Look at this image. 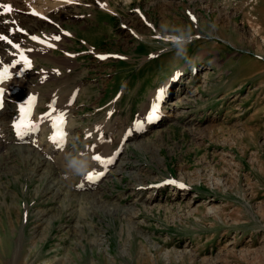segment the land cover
I'll use <instances>...</instances> for the list:
<instances>
[{
    "label": "rangeland",
    "instance_id": "rangeland-1",
    "mask_svg": "<svg viewBox=\"0 0 264 264\" xmlns=\"http://www.w3.org/2000/svg\"><path fill=\"white\" fill-rule=\"evenodd\" d=\"M0 3L16 8L2 12L14 23L4 20L15 41H0L6 62L20 48L35 58L0 83L10 84L0 108V264H264V0ZM16 21L44 42L20 35ZM168 22L192 28L186 55L162 40ZM177 71L160 121L148 125ZM21 104L38 125L34 143L12 130ZM60 112L70 118L64 150L45 158L36 142H50ZM135 121L146 123L141 149L124 137ZM71 134L89 171H100L94 155L119 149L127 167L80 190L87 175L64 167ZM168 205L169 214L157 209ZM211 205L219 211L206 214Z\"/></svg>",
    "mask_w": 264,
    "mask_h": 264
},
{
    "label": "bare ground",
    "instance_id": "bare-ground-1",
    "mask_svg": "<svg viewBox=\"0 0 264 264\" xmlns=\"http://www.w3.org/2000/svg\"><path fill=\"white\" fill-rule=\"evenodd\" d=\"M101 5H102V7H105V4L104 3H102L101 2ZM0 9H1V7H0ZM11 14H9V17L6 15V14H3L1 11H0V32H2V33H5V29H6V27L4 26V20H7V21H11ZM199 35V34H198ZM77 47V46H76ZM2 49H5V44H2V43H0V55H3V56H0V71L1 72H5V74L7 75L8 73H10L11 75L9 76V78H11V76L12 75H15L16 77L15 78H17V79H19V77L17 76V72L18 71H22V69L23 68H25L26 67V64H25V62L23 61V60H21V55L24 53V50H25V48H20V49H18V50H14V52H13V54H14V56H12V58L13 59H10L9 60V62H6V58H5V55H6V53H5V55L4 54H1V50ZM27 51H30V50H27ZM53 52L54 51H52V54H53ZM66 55H69L68 54V52L66 53ZM198 55V54H197ZM55 56H57V55H55ZM54 55H53V57H55ZM196 58H198V56H195V59ZM199 59V58H198ZM35 60V58H30V62H32V61H34ZM5 66H7V68H6V70H5ZM18 68V69H17ZM178 71H180V72H182V70L180 69V70H178ZM178 71L177 72H175L174 74L176 75L177 73H178ZM177 76V75H176ZM172 78V77H171ZM8 79V78H7ZM22 78H20V80H21ZM4 80V79H3ZM3 80L1 81V82H3ZM174 80H175V78L173 77V79L172 80H169V81H167V82H165L160 88H163L164 89V93H163V96H162V98L161 99H157V96H156V100H155V103L158 105V113L159 114H161V111H160V107H161V105L162 104H160V102L161 101H163L165 98H166V95L168 94V93H170V85H169V83L171 82V84H172V81L174 82ZM0 82V83H1ZM10 86V84L8 83V82H6V80L4 81V83H2L1 85H0V88H6V87H9ZM173 86V85H172ZM159 88V89H160ZM60 96L59 95H57L56 96V98H59ZM163 103V102H162ZM31 115L32 116H34V114H32V112H31ZM31 115H29V116H31ZM149 118V116L147 117V119ZM70 119V118H69ZM158 119V118H157ZM159 122V121H158ZM67 125V126H66ZM69 128L70 127V125H69V121H67V119L65 118V123H64V125H63V130L65 129V128ZM147 127H148V125H147ZM110 128V125L109 124H101V127L99 128V130L100 131H104V130H107V129H109ZM135 130H134V132L135 133H137V128L135 127L134 128ZM139 129H141V133H142V131L144 130L145 131V129H146V123H142V124H140V126H139ZM256 129V128H255ZM12 130H13V132H14V134H15V129H14V127L12 126ZM56 131V129H54L53 130V133ZM70 133H72L73 132V130H68ZM132 133V135H130L128 132L125 134V140H132L131 142H133L135 139H136V135L137 134H135V133ZM0 134L1 135H3V132H2V129L0 130ZM255 134V133H254ZM53 135V134H52ZM33 137H34V132H28L26 135H24L23 136V138H18V139H16L17 141H19V142H21V143H26L25 141H27V142H33L34 143V141H32V139H33ZM68 137H74L72 134L71 135H69ZM137 140V139H136ZM105 140L103 139V140H101L100 139V137H99V139H98V142H104ZM39 146H41V145H43L44 147H45V149L43 150V152H44V155H45V158H49V157H51L52 156V154H56L57 152H59V151H63L64 150V147H62V148H57L56 147V145H55V143L52 141V140H50V142L48 143V144H46V143H42V140H39L38 142H36ZM133 146L134 147H139L140 146V144H138L136 141H134L133 143ZM24 148H27V147H25L24 146ZM140 148V147H139ZM142 148V147H141ZM140 148V149H141ZM121 150L119 149L118 151H116L115 153H113V155H111L112 157H113V160L112 161H114L113 163H109V164H99L98 162H94V163H92V167H99V169H100V171L99 172H102L103 173V177H100L99 176V178L98 179H95V180H92V181H89L87 178H83L82 180H80V182L78 183V185H80V186H78V188L80 189V190H82V191H85V189H88V188H90V189H95V186H97L98 185V182L100 181V180H103L105 177H107L109 174H111L112 172H116V173H121V171L124 169V167H127V162L125 163L124 162V160H125V153H124V151H123V154L121 155ZM23 153V152H22ZM37 155V154H36ZM38 157H39V159L40 158H42L41 157V155H39L38 154ZM43 159H44V157H43ZM130 159V158H129ZM128 160V159H127ZM130 162V161H129ZM16 164V163H15ZM130 165V164H129ZM134 166V165H133ZM12 167V166H11ZM48 167V166H47ZM34 169V168H33ZM132 173V172H131ZM134 175V174H133ZM132 178V177H131ZM135 179V178H134ZM100 183V182H99ZM153 184H154V182H152ZM142 184V181H138L134 186V188L133 189H138V190H140V189H142L143 188V185H141ZM146 186V185H145ZM60 189V188H59ZM78 191V190H77ZM138 192V191H137ZM80 193V192H79ZM90 193V192H89ZM104 193V192H103ZM87 194H88V191H87ZM99 194V193H98ZM100 194H102V193H100ZM81 195V194H80ZM85 195H86V193H85ZM92 195V194H91ZM87 196H89V195H87ZM92 196H94V195H92ZM99 196V195H98ZM103 196V195H102ZM100 197V196H99ZM82 198V197H81ZM80 198V199H81ZM96 197H94V199H95ZM74 199V198H73ZM79 199V200H80ZM89 199H91V198H89ZM71 200V199H70ZM82 200V199H81ZM86 200V199H85ZM84 200V201H85ZM81 202V201H80ZM222 208V207H221ZM155 210V208H151V209H148V210H150V211H152V210ZM158 210H159V212L161 213V210L163 209V213L164 214H169V213H171V211H172V207L170 206V205H168V206H162V207H159V208H157ZM196 211H198V209H196ZM195 211V212H196ZM219 211V210H218ZM218 211H216V207L214 206V205H211V206H208L207 208H206V214H208V213H212V212H218ZM133 213H135V211L133 212ZM144 213V212H143ZM156 213V212H155ZM189 213H192L191 211L189 212ZM162 214V213H161ZM193 214V213H192ZM133 216V215H132ZM162 217V216H161ZM258 227V226H257ZM167 242V241H166ZM251 244V243H250ZM254 253V252H253ZM190 254V253H189ZM258 255V254H257ZM182 257H184V256H182ZM208 260V259H207ZM211 260H212V258H211ZM171 261V260H170Z\"/></svg>",
    "mask_w": 264,
    "mask_h": 264
},
{
    "label": "snow or ice",
    "instance_id": "snow-or-ice-1",
    "mask_svg": "<svg viewBox=\"0 0 264 264\" xmlns=\"http://www.w3.org/2000/svg\"><path fill=\"white\" fill-rule=\"evenodd\" d=\"M11 10L12 9H11L10 5H3V11L4 12H10ZM193 19H195V18L193 17ZM9 30L11 31V29H9ZM32 39L33 40H40L41 38L34 35V36H32ZM55 39H59V37H55ZM0 41H7L8 44L13 43V41L6 34H3V33H0ZM15 47L19 48V45L16 44ZM20 58H21V60H23L25 62L27 67L31 66V62L26 55L22 54ZM101 58H104V57L102 56ZM6 68H7V66H5V70H6ZM53 71H57V70L54 69ZM10 75H11L10 73H8L6 75L5 72H0V80L7 79V78H9ZM163 93H164V89L160 88L156 93L157 99H161L163 96ZM34 100H35L34 96L28 97L29 102H34ZM3 104H4V90L2 88H0V108L3 107ZM20 110H21L22 116L18 121L13 122V127L15 128L16 136L23 138V136L26 135L28 132L37 130L38 125L33 123L28 118L29 114H30V107L22 104L20 106ZM110 114L111 113H109V115ZM154 118H158V105L155 102H153L151 111L149 112V119H154ZM64 123H65V118H64L63 112H60L59 114L54 116L53 128L56 129V131L53 133V135H51L49 137V139L55 143L57 148H62V147H64V144H65L66 133L63 130ZM140 124H141L140 121H135L133 124V127H136L137 129H139ZM97 127H99V126H97ZM128 131L131 132L132 129L130 128ZM88 134L91 135V133H88ZM100 139L101 140L104 139L103 134H101ZM93 147H95V146L93 145ZM92 160L94 162H98L99 164H109L112 162L113 157L112 156L105 157V156H102L100 154H96L92 157ZM101 175H103L102 172L89 171L87 173L86 178L89 181H92V180L98 179L99 176H101ZM170 182L171 183H178L177 181H174V180L170 181ZM78 186H80V185H78ZM180 186L184 187L185 185H183L181 183Z\"/></svg>",
    "mask_w": 264,
    "mask_h": 264
},
{
    "label": "clouds",
    "instance_id": "clouds-1",
    "mask_svg": "<svg viewBox=\"0 0 264 264\" xmlns=\"http://www.w3.org/2000/svg\"><path fill=\"white\" fill-rule=\"evenodd\" d=\"M212 28L215 26L212 25ZM160 34L166 45L175 49L177 56H184L187 46L193 40V30L186 25L171 22L160 25ZM72 147L64 153V167L68 176H85L90 170L91 160L87 151L79 148L80 138L73 137Z\"/></svg>",
    "mask_w": 264,
    "mask_h": 264
}]
</instances>
